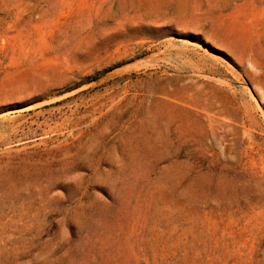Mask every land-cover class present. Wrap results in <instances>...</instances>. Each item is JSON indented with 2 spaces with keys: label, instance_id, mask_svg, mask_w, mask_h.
Masks as SVG:
<instances>
[{
  "label": "rangeland",
  "instance_id": "1",
  "mask_svg": "<svg viewBox=\"0 0 264 264\" xmlns=\"http://www.w3.org/2000/svg\"><path fill=\"white\" fill-rule=\"evenodd\" d=\"M0 264H264V0H0Z\"/></svg>",
  "mask_w": 264,
  "mask_h": 264
}]
</instances>
